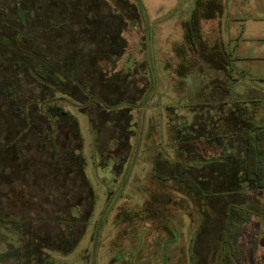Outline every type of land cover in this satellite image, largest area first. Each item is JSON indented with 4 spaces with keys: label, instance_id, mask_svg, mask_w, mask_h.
<instances>
[{
    "label": "rangeland",
    "instance_id": "obj_1",
    "mask_svg": "<svg viewBox=\"0 0 264 264\" xmlns=\"http://www.w3.org/2000/svg\"><path fill=\"white\" fill-rule=\"evenodd\" d=\"M18 1L24 3V11L18 9ZM215 1L222 4L223 13L203 20L202 34L210 47L218 45L229 54L227 68L210 61L213 49L202 55L186 39L184 24L198 0H96L98 9L92 14L102 20L99 24L83 22L84 17L76 14L68 17L63 0H0V35L8 37L0 40V62L5 46L12 47L10 38L20 42L12 47L18 60L24 49L31 48L57 60L71 56L70 49L78 45L75 54L82 61L81 69L77 70L76 59L72 66L80 82L69 79L73 85L67 88L60 84L46 89L24 68L18 69L10 77L23 94L20 102L4 92L0 67V213L26 221L21 237L18 228L0 226V253L35 236H59L58 225L46 223L57 215L76 223L93 213L85 236L70 253L50 252L51 257L43 254L42 259L49 264H223L227 227L234 224L238 234L234 233L231 246L239 252L237 264H264V191H219L217 198L229 200L220 201L224 210L213 206L206 222L210 205L202 206V200L179 192L181 187L174 185L165 166L180 161L178 168L196 164L200 169L199 162L225 160L228 151L242 154L245 131H264V0ZM69 2L79 8L76 11L90 4V0ZM103 21L112 31L122 25L121 38L127 44L114 71L116 53L105 44L109 38ZM82 22L87 35L76 34ZM101 44L109 61L102 59ZM38 72L49 74L42 66ZM9 80L12 85L14 79ZM59 81L66 82L60 75ZM84 85L91 86L89 94ZM83 92L117 106L108 109ZM27 102L25 114L36 106L37 112L54 121L48 111L56 104L58 113L76 120L79 130L71 117L62 116L57 123L54 142L59 152L52 142L45 144L48 118L34 113L28 121L21 113L20 105ZM174 125L192 141L184 146L175 143ZM123 126L130 132V145ZM216 136L220 140L214 146L206 141ZM182 137L181 133L178 139ZM56 161L63 164L61 169ZM85 174L90 186L82 179ZM14 184L25 188L33 201L30 207L10 204ZM238 194L244 195L243 200L237 199ZM233 208L243 209L249 219L240 221ZM215 225L217 250L212 247L209 252L206 245V253L198 255L199 239ZM77 228H73L76 237ZM69 237L68 232L67 242ZM28 253L24 249L25 257Z\"/></svg>",
    "mask_w": 264,
    "mask_h": 264
},
{
    "label": "trees",
    "instance_id": "obj_2",
    "mask_svg": "<svg viewBox=\"0 0 264 264\" xmlns=\"http://www.w3.org/2000/svg\"><path fill=\"white\" fill-rule=\"evenodd\" d=\"M65 3V7H66V11L68 13V17H72L71 14H76V17L78 18H83V22L86 20V22L88 21H92L93 23H102V20L100 18H98V16H94L92 14L93 11H97L98 9V5L95 1L90 0V4L87 2V0H85V2H87V4L85 3L84 9L76 11L78 9L75 10V8L73 7L72 3L69 2V0H63ZM84 1V0H83ZM23 2L22 1H18V9H21V11H24V7L23 6ZM97 5V6H96ZM87 6H90L91 9H88ZM94 7V8H93ZM76 12V13H75ZM223 13V6L220 2L215 1V0H211L208 3H203L202 0H198L197 2V7L196 10L192 13V17L189 21L185 22L184 26H185V30H186V39L188 41V43L193 47L196 48L197 51L204 55L206 53H209V51H211L213 49V51H211L212 55L214 57L211 56L210 54V61L211 62H218L219 66L221 68H227L229 63H230V57L229 54L224 50L221 49L220 46L215 45V47H210L203 38V34H202V21L203 20H207V19H214L216 18L218 15L220 16ZM25 17H26V12H25ZM24 17V18H25ZM113 18V17H112ZM111 18V16L108 17V20H113ZM121 21V20H120ZM81 23V26H79L77 33L78 35H87L86 32H82L83 30H87ZM104 23V33L106 34V36H108V40L106 39L105 44L107 45V47L112 48L113 52L116 53L115 54V63H114V67L112 68L113 71L115 70V66L117 63L118 58L120 57V54H122L123 49L126 47V42L121 38V31H122V25H119L121 27L116 29H111V25H106V23L103 21ZM96 24V25H97ZM95 25V24H94ZM105 28H107L105 30ZM108 30V31H107ZM88 31V30H87ZM81 33V34H80ZM2 37H6L3 35H0V40ZM72 37L78 38L76 37V35H72ZM8 38V37H6ZM16 39V38H15ZM15 39H11L10 38V44L13 47V45H15L16 40ZM73 41V39H71ZM79 39H78V43H79ZM121 42V43H120ZM16 43H20V42H16ZM72 43V42H71ZM104 43V42H103ZM116 43H118V46H116ZM64 46V45H63ZM102 46V44H101ZM116 46V48H115ZM12 47H6L5 46V50H4V61L0 62V67H2L3 72L1 71V73L5 74V77L3 79L2 83V88L4 89V92L6 93V95H10L11 98L14 101H21L23 99V94L21 92V90L18 89L17 86V81L14 78V73L15 71H17L20 68H24L26 73L32 77L33 79H35L42 87L49 89V86H54V87H58L60 84H63L66 86L69 85H73L72 82L69 81V79H76L77 81L80 82V80L77 79V72H76V68H73V64H74V59L78 60L79 62L77 63V70L82 68V65L80 63L81 59H79L77 57V54H75V50L77 49V46H72L71 50V56L70 53L68 54L69 56L63 58L61 57L58 58L57 60L49 57V56H45L43 55V53L41 51H38V48H31V49H24V55H22V57L20 58V60L17 59V55H15L14 53H12ZM102 48L104 49V57L102 59L105 60H110V56L106 54V48L104 46H102ZM101 49V48H100ZM40 50V49H39ZM69 50V51H70ZM102 51V50H100ZM6 53H9L8 55ZM65 55V54H64ZM75 55V56H74ZM82 62V61H81ZM99 64V63H98ZM10 65L14 66L10 67ZM42 66L44 68H46L49 71V74H46V76H43L41 72H38L39 67ZM98 67H95L94 69L92 68V72L94 73V71H98ZM10 68H12V72H10ZM12 75V77H10V75ZM59 75L63 76L66 80V82L62 83L59 81ZM116 76H120V74L116 73L114 74ZM50 77V78H49ZM10 79H14L12 85H10ZM52 79L56 80L59 83H54V81H52ZM46 82V83H45ZM82 84V83H81ZM83 85V84H82ZM9 86V87H8ZM88 87V94L91 91V86L89 85H84V87ZM56 87V89H57ZM76 88V87H75ZM64 94H66L65 90H64ZM83 94L89 99L91 98H95V100L99 101L100 103H104L106 105V108H114L117 105L114 106H109V104H107L106 102L101 101L100 99L96 98L95 96H87V94L85 92H83ZM48 98V97H46ZM43 101V99H42ZM89 101V100H88ZM96 102V101H95ZM130 102V101H129ZM28 102L25 105H20L22 107H20V111L21 113L24 115V117L26 119H28V121H30V119H32V115L38 114L41 115L43 117H47L49 122H50V128L44 133V138H45V144L47 145L48 143L52 142L53 145L55 146V148L57 149V151L59 152V145L57 144V142L55 141V136L58 132L57 129V123L61 120V117L63 116H67V117H71L73 119V121L75 122L76 127L78 128V124L76 122V120L73 118L72 115L68 114V113H58L57 112V108L58 106L56 104H54V106L50 107V111H48L49 113L53 114V116L55 117V120L52 121L51 117L43 114V113H39L37 112V107L36 106H32L31 108V113L30 114H25L23 109L27 106ZM98 104H96L97 106ZM101 107V106H98ZM205 107V106H204ZM98 108L95 110V112H97ZM104 111V110H103ZM105 112V111H104ZM100 118V117H99ZM208 120V118L205 119V121ZM240 123V122H239ZM242 123V122H241ZM249 124V123H248ZM29 126V125H28ZM31 123L29 128H31ZM249 126H252L251 124ZM124 130L126 131L127 135H126V139H129L127 141V144L130 145V132L126 130V126H123ZM175 133H176V141L175 143H179L182 146H184V144L186 142H191V138H193L191 135L188 136V134L183 133V131L181 129H176L175 125ZM180 128V127H179ZM28 129V127H27ZM79 130V128H78ZM183 130H186V127H183ZM254 131V128L250 130L245 131L246 134V146L245 149L243 151L242 154H237L236 152H232V151H228L224 157L225 160H219V159H213V161L211 163H206L202 165V162H199V164H201V168H197L196 164L195 165H189V166H183L180 167L181 162H175V163H169V164H165L166 168L169 169L170 171V176L173 175L174 179H175V183L174 185H177L179 187H181V191L182 194H187L188 196L192 197L193 200L197 199V202L200 200H202L200 202V204H202V206L205 204L206 207L210 205L209 208H207V213L205 211V213L207 214L206 217V222L209 221V217L208 216V212H213L214 210L212 209L213 206L217 207L218 210H224L222 207H220L221 204L226 203L227 200H222V198H217V195L219 191L221 190H231V191H253L254 193H260L264 191V131L261 130L258 134H252V132ZM26 132V131H25ZM182 133L183 137L182 139H178L180 137V134ZM179 135V136H178ZM220 140L219 136H216L214 140H210L209 138L206 139V141L211 142V144L214 146L215 144H217V141ZM16 141V140H15ZM17 142V141H16ZM100 142V141H99ZM11 143V142H10ZM14 145L16 143H14V141L12 142ZM100 144L102 145V147L104 148H108L107 144H102V142H100ZM233 147V146H231ZM11 148V146H10ZM58 163L59 169H61V166H63L62 163H59L58 161H56ZM194 162V161H191ZM81 167L83 172L84 171V163H81ZM209 164V165H208ZM198 165V164H197ZM200 166V165H199ZM176 167V168H174ZM11 168V167H10ZM10 173H12L10 171ZM172 176V177H173ZM160 178V177H159ZM82 179L85 180L88 185L89 184V180L85 176H82ZM12 190H13V194L14 196L12 198H10V204L11 205H15V206H26V207H30V205L33 204V201L31 199H29L28 197H26V190L24 187H19L18 184H14L12 185ZM204 192L206 193L205 195L211 199L210 203L208 204L207 200L204 197ZM183 194V195H184ZM244 195L238 194V198L240 200H243L241 198H243ZM216 198V199H215ZM200 199V200H199ZM221 201V204H220ZM218 204V205H216ZM95 207V206H94ZM212 209V210H211ZM215 211H217L215 209ZM222 212V211H220ZM223 213V212H222ZM232 213L236 214V216L238 217V219H240V221H246L248 220V215L247 213L243 210V209H232ZM93 214V213H92ZM86 215L83 217V219L79 220H75L76 223L70 222V220L68 221L67 219H65V217L57 215L54 219V221H49L47 220L46 223H50L53 222L51 224H57L58 227L60 228L61 232L59 233V236H52L50 235L49 238H44L43 236L40 237H33L32 239H29L27 241V243L25 245L24 242H22L20 245L6 250L4 253H0V262L1 261H9L11 259H18V260H23V258H29L28 264H49V262L47 260L42 259V255H49L50 256V252H61V253H70L76 246L77 243H79L81 241V239L85 236L86 231H87V226L90 223V218L91 215ZM205 214V215H206ZM26 221L20 220V219H13L11 217H5L3 215H1L0 213V226L1 227H6L9 229H14V228H18L19 229V236L21 237L23 235V228H24V223ZM218 223V222H217ZM234 225V224H233ZM232 225V226H233ZM74 226H78L77 231L80 232V234H78V236H75V233L73 231ZM231 226V228L227 227V232H228V241H226V245L225 248L222 247V261L223 264H237V260H239V252L236 249H232L234 247L231 246L232 242L234 243L233 239H234V233H237L236 229H233ZM215 229L212 230L209 234H206L209 231H206L204 233V236L202 238L199 239L198 242V255L200 254V252H204L206 253V245H208L209 247V252H212L211 248L213 247V252H215L217 250V248H215V246H213V242L216 241L215 237L217 236V234H215L214 232L218 231L219 227L218 226H214ZM240 227V226H239ZM222 228V226H221ZM70 234V237L68 238L69 242H67V238H66V233ZM207 241V242H205ZM197 243V242H196ZM67 248V249H66ZM24 249H28V256L25 257L24 255ZM48 252V253H47ZM51 257V256H50ZM218 257L217 255H215V258ZM218 259V258H217Z\"/></svg>",
    "mask_w": 264,
    "mask_h": 264
}]
</instances>
